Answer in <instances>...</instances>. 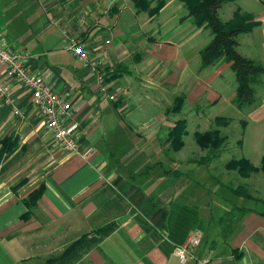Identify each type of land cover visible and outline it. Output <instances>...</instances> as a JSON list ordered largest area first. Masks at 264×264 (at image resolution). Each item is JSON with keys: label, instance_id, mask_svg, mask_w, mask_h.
I'll return each instance as SVG.
<instances>
[{"label": "crops", "instance_id": "crops-1", "mask_svg": "<svg viewBox=\"0 0 264 264\" xmlns=\"http://www.w3.org/2000/svg\"><path fill=\"white\" fill-rule=\"evenodd\" d=\"M159 2L0 0L3 45L27 53L33 71H51L56 91L70 90L81 149L93 146L87 158L66 152L0 64L9 86L0 91V264H183L172 251L193 232L202 242L184 264H264V198L233 192L211 176V160L191 159L211 150L197 133L222 136L232 121L222 105L238 107L215 72L225 62L202 67L197 39L207 29L179 0L152 13ZM232 5L233 15L242 9ZM254 17L262 37L243 33L254 44L241 53L264 64V14ZM70 37L84 42L89 65L67 48ZM181 120L185 136L195 125L196 144L173 141Z\"/></svg>", "mask_w": 264, "mask_h": 264}, {"label": "rangeland", "instance_id": "rangeland-1", "mask_svg": "<svg viewBox=\"0 0 264 264\" xmlns=\"http://www.w3.org/2000/svg\"><path fill=\"white\" fill-rule=\"evenodd\" d=\"M232 4H236L237 7L241 6L243 11L250 12L259 19L264 14V0H236L235 3H228L226 5L225 12L223 11L224 13L222 14L224 20L233 18L234 15L231 11H227L234 6ZM249 34H255V37L261 39L263 31L259 27H256L253 33ZM241 35L238 36V38H241V47L238 48L240 52L244 51V49L252 48L251 45L252 43L254 44V40L252 41L249 35ZM197 40L200 47L206 46L211 40L210 30L207 29L205 32H201ZM215 72L221 75L220 79L226 87L224 88L225 96H229L227 95L229 91L233 92L237 87V79L234 71L225 62L217 66ZM255 89L256 101L252 104L245 105L241 109H238L236 106L233 107L230 102L222 105L221 110L233 116L230 124L222 128V137L225 139L224 143L208 151L204 157L195 155L191 159L198 161L202 159L211 160V176L220 178L227 182V184H230L231 187L239 188L243 186L245 191L264 198V165L262 167L260 160L264 154V79L263 83L256 85ZM204 109L205 106L202 107L203 112ZM213 115L211 112V120H214ZM194 127L195 125L190 121V135H183L185 136L184 142L187 146L196 144L193 135L195 131ZM211 128H216V126ZM244 157L248 158L257 169L248 171L247 167L241 162V158ZM203 164L206 163L204 162ZM240 166H243L242 168L245 169L242 171ZM235 176H252V178L246 181V186L244 183L240 185V182H235L233 179ZM211 185L214 186L213 184ZM246 202V205L249 206L256 205L253 200H247Z\"/></svg>", "mask_w": 264, "mask_h": 264}, {"label": "trees", "instance_id": "trees-1", "mask_svg": "<svg viewBox=\"0 0 264 264\" xmlns=\"http://www.w3.org/2000/svg\"><path fill=\"white\" fill-rule=\"evenodd\" d=\"M179 1L187 8L189 15L193 17V21L197 26L209 29L211 32L210 42L200 50L202 67L216 65L221 61L230 63L237 79L233 102L239 108L254 103L256 101V85L263 83L264 64L260 60L243 55L238 50V36L250 32L259 24V21L250 12L243 11L241 8H237L233 18L224 21L219 14L220 8L225 3L235 2L236 0ZM164 5L165 0H160L152 13L159 11ZM186 126V120H181L177 122L176 127L173 129V141L178 146L183 142ZM196 140L202 147L214 149L224 143L225 139L219 134L218 130H210L206 133H197ZM241 160L248 171L257 169L248 158H241ZM261 164L263 167L264 160ZM242 167L240 166V169L243 171L245 168ZM231 190L244 196L249 195V192L245 191L243 186ZM41 191V188H39L31 193L29 206L35 203ZM245 211L242 208V212ZM78 243H80V240L73 243L67 253L74 254Z\"/></svg>", "mask_w": 264, "mask_h": 264}, {"label": "built area", "instance_id": "built-area-1", "mask_svg": "<svg viewBox=\"0 0 264 264\" xmlns=\"http://www.w3.org/2000/svg\"><path fill=\"white\" fill-rule=\"evenodd\" d=\"M110 40H107L109 43ZM67 48L72 51L85 65L90 63L88 49L77 37H70ZM27 53L22 50H13L3 45L0 40V64L5 65L6 75L22 86L27 88L32 94V101L44 116L47 127L58 144L69 153H81L87 158L93 146L88 145L81 149V140L78 135L79 124L73 118L74 107L71 101V92L66 90L58 92L55 90L49 70L43 72L33 71L26 63ZM101 81L103 76L100 77ZM9 86L0 83V91L7 92ZM111 98H114L111 95ZM202 242V234L193 232L181 244H175L172 255L180 263H187L194 258L195 249Z\"/></svg>", "mask_w": 264, "mask_h": 264}]
</instances>
